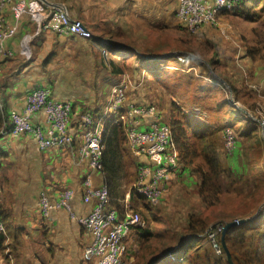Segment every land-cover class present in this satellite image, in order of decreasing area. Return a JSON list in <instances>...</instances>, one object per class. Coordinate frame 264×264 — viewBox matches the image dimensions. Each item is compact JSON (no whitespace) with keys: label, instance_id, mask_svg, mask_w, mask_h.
Instances as JSON below:
<instances>
[{"label":"crops","instance_id":"0c3cea01","mask_svg":"<svg viewBox=\"0 0 264 264\" xmlns=\"http://www.w3.org/2000/svg\"><path fill=\"white\" fill-rule=\"evenodd\" d=\"M49 2L65 5L70 15L82 20L92 31L93 36L91 38L77 35L61 36L53 31L41 29L39 24L27 15L16 18L7 8L5 12L7 20L10 23H18L19 29L7 40L5 51L0 54V108L2 105L7 110H22L32 90L39 86H50L56 98L70 100L73 103L71 131L76 137L75 149L63 146L42 150L31 134L15 135L10 132L2 134V127L0 128V170L5 166L13 171L11 177L8 176L9 171L7 172L9 179L2 176L7 182L2 183L6 192L4 209L7 240L5 251L0 252V264H96L84 258V251L92 241V235L77 217L72 216L64 207L53 209L48 216H44L39 204V196L43 190H46L55 201L64 188L70 187L75 190L72 206L77 216H86L94 207V202L88 203L84 200V179L91 176L94 183L100 184L103 181L102 174L92 170L86 160L76 163L73 154L83 141L82 114L86 110H93L96 116L101 117L106 102L113 95L114 86L127 77L133 80L127 88L129 99L141 105L155 103L162 113V120L165 121L166 117L173 114L174 104L183 105L182 98H176L177 93L181 91V85L179 83L172 85L170 79L173 73L164 72L165 67H162L165 65L162 60L169 55L152 54L139 49V18L152 27L159 23L160 19L166 20L171 10L165 0H49ZM176 2L174 14L178 18L180 0ZM245 10L243 5L233 12L220 13V26L230 25V28L239 29L242 34L246 26L255 27V24H251L254 21L249 19ZM180 23L187 27L184 22ZM240 33L238 42L225 44L226 40L221 38L224 45L230 46L222 48V53L219 51L220 55L215 58L218 62L224 60V67L230 69L231 74L221 72L219 66L215 67V71L222 77H225L224 75L232 77L237 86L241 81L245 83L251 76L253 79L251 94L247 95L244 91L242 95H238L236 87L232 86L238 103L249 108L264 99V92L262 96L260 93L264 86V49L253 48L251 44L255 45V38H244ZM231 48L234 50L231 51ZM139 54L140 58L157 62L153 65V71H149L152 75L143 74L148 70L142 65ZM152 55L162 57L158 60L148 58ZM179 56L176 57L178 61L176 63L180 64L192 58L190 55ZM191 66L194 65L190 64L189 70L196 69L195 66ZM167 67L170 69L173 66ZM126 70L130 71L131 75ZM162 70L164 81L160 80ZM210 74L214 76L212 72ZM257 84L261 85L260 89H256ZM188 91L195 92L196 87H188ZM34 121L45 123V112L36 113ZM103 121L106 130L108 123L113 122V119L107 114ZM152 122L151 116H145L143 127H148ZM120 144L119 162L116 160L115 163L120 169L118 171L110 169L112 203L121 214H124L126 206L145 213L155 205H148L143 198L132 192V185L127 178L128 163L131 159L135 167L138 160L131 154L127 139L120 140ZM236 153H240L238 149ZM236 153L235 156L228 158V162L233 163L234 167L237 163ZM144 159L153 165L158 161L149 157ZM182 168L179 161L178 166L173 168L169 188L176 179L173 178L180 175H185L189 184L199 187L201 183L199 175ZM138 200L143 201L139 203ZM152 232V236L144 237L139 228L135 227L130 234L127 253L130 264L138 254L139 259H146L148 240L161 237L159 231ZM158 243L152 246L157 247ZM172 251L174 250L171 249L167 254H171ZM154 260L155 257L147 264H155ZM159 260L162 262L164 258ZM161 262L159 263L162 264Z\"/></svg>","mask_w":264,"mask_h":264},{"label":"built area","instance_id":"2783aa9c","mask_svg":"<svg viewBox=\"0 0 264 264\" xmlns=\"http://www.w3.org/2000/svg\"><path fill=\"white\" fill-rule=\"evenodd\" d=\"M243 1L213 0L211 3L208 0H180L177 16L194 32L201 26L220 27V13L236 10ZM7 8L16 18L27 15L35 20L41 29L53 31L61 36H93L82 20L70 15L65 5L52 4L49 0H0V54L5 51L7 40L19 29L18 23H10L7 20ZM221 29L223 32L227 30ZM132 82L133 80L127 77L114 86L113 95L106 102L101 117L96 116L93 110H86L82 114L83 141L73 154L76 163L86 160L92 170L101 172L103 179L100 184L94 183L91 176L84 179L83 197L85 202H94L92 210L86 216H77L72 206L75 190L70 187L64 188L55 201L46 190L39 196L40 209L44 216H48L53 209L64 207L91 233L92 241L84 251V258L96 264H130L127 257L128 238L135 227L143 225L140 212L126 206L124 214H121L112 203L104 166L103 117L110 114L114 123L124 127L130 152L138 160V178L131 190L151 204L156 205L162 201L169 188L173 168L178 166L180 161L179 152L172 146L171 125L162 120L159 107L155 103L141 105L129 99L127 88ZM260 87L257 86L256 89ZM257 103L261 107L260 123L264 126V99ZM0 110L5 121L2 134H31L42 150L63 146L75 149L76 137L71 131L73 103L56 98L50 86H39L32 90L22 110H7L2 105ZM40 111L45 112V123L34 121L35 114ZM147 115L151 116L153 122L144 128L143 120ZM222 134L224 149L231 158L239 148L240 137L230 124L224 127ZM144 157L155 158L158 160L157 164L147 162ZM2 203L0 188V233H7ZM223 228L224 225L219 224L209 230V237L218 254H224V247L219 239ZM171 254L173 255V252Z\"/></svg>","mask_w":264,"mask_h":264},{"label":"rangeland","instance_id":"374dc122","mask_svg":"<svg viewBox=\"0 0 264 264\" xmlns=\"http://www.w3.org/2000/svg\"><path fill=\"white\" fill-rule=\"evenodd\" d=\"M165 2L167 3L166 5H168L169 10H171L166 20L160 19L159 23H155L152 27L150 25L148 26L143 19L139 18V49L148 53H162L169 55V57H165L162 60L165 63V65H163L162 67H165L164 72L173 73L170 79L172 85L180 82H182V84L184 85L185 81L189 80V77H186V74H194L196 76H199L200 80H202V75L206 79H210L211 77L209 75L211 71L209 69L210 65L208 64L209 60L215 58L216 55L219 54L218 52L222 50V48H228L230 46V44H227V46L224 45V40H221V38H224L226 40L225 44L228 42H238V33H240L239 29L234 30L230 27L228 28L226 26L221 25V28L227 29L225 32H223L222 29L218 26H201L197 29V31H191L188 27L185 28L180 23V19L179 21L178 18L175 17L174 6L177 7L176 0H165ZM165 12L167 13L168 10H165ZM251 24H255V27H252V25H250L249 27L246 26L244 28V34H240L244 38H255V45L253 46L251 44V46L258 48L261 46V44L264 45V30L261 28V26H263L264 28V25H262L260 22L255 21ZM234 39L236 40L232 41ZM233 50L234 49L231 48V51ZM105 52H107V50ZM179 55H190L192 58L188 60H190L192 63H189L190 61L185 60V62L181 64L176 63L178 62L176 61V57H180ZM180 59L181 58H179V60ZM205 60H207L208 62H204ZM190 64L194 65L196 69L189 70ZM224 65L225 64L223 60L219 62L217 61L215 66H219V68H221V72L226 71L231 74V70L225 69ZM166 66L173 67L168 69V67L166 68ZM129 69L132 70L131 67ZM126 72L131 75L130 71L126 70ZM146 73L148 74L149 72L146 71L143 74ZM149 74L152 75V73ZM160 76V80L164 81L163 70L161 71ZM215 78L218 80L217 83L219 84L220 88L224 93V98L226 102L230 104L216 111L217 113H219V120L217 126H219L220 119L225 116V118L222 119L221 122V132L223 133L224 127L230 124L233 125V127L237 131V134L240 137L238 148V152L240 153H236L238 156L236 155L237 157L235 158L237 161L236 169L237 171L239 170V172L242 173L241 179L237 187L235 186L229 191H227V193L222 195V198L214 205L208 206L203 201L201 194L199 193V187L197 185L189 184L188 178L185 175H180L178 177L175 176L173 178V180L176 178L175 181L172 183L170 188H168L162 201L153 206L151 210L149 208V211L145 213L140 212L142 215L143 225L148 226L147 228H150L151 230H156V232L159 231V234L161 236L160 238L149 239L146 246L156 245L159 242L156 248H163L164 250H166V252H164L160 257H155V264H160L159 262L161 261L159 259H161L162 257L164 258V260H162L161 262L162 264H173V255L167 254V251L169 253L171 249L174 250L179 245L180 238L178 240V235L181 236V232L186 229L191 215L204 216L210 220V226L207 231L209 242L207 238H205L202 243L208 249V255H203L201 257V264H215V260L221 261V255L225 254L226 256L225 250L224 254H218L217 251H213V249L215 250V248L214 244L212 243L209 237V230L213 227H217L219 224L224 225L226 221L241 218V216H256L264 206V154L261 158V161L255 159L246 160V158L244 157L241 145L243 141H245L246 143L247 139L245 137H242L241 131L247 128V125L244 123L245 121H247L246 116L248 114L245 116L243 113H240L239 110L235 108L237 106L235 103L238 102V98L235 95L234 90L233 95L234 97H236V100L232 99V94L229 88L225 85V83L217 77ZM223 78L226 79V77ZM227 78H229V80H226L231 84V86L236 87L238 95H242L244 91L247 95L251 94L250 88L253 89V79L251 78V76H249V78L245 80V83H243L239 79V81H241L238 85L240 89L238 88L237 84L232 80V77L230 78V76H227ZM256 78L258 77H255V79ZM195 81L196 80L192 81V86L194 87L197 85V82ZM190 84L191 80L189 85ZM257 86L261 85L257 84ZM262 87L263 89H261L260 91L261 96L264 92V86ZM190 94L195 93L190 91L187 92V88H184V90L181 88V91L177 93L176 96L177 99L182 98V104L184 108L187 109L185 110V116H187V118H192V120L194 121H202L204 118L212 119L217 117L215 111L206 109L205 107L195 106V103H190V98L188 96ZM216 100L218 99H214V101L210 102V104H214ZM186 103H188V105H184ZM255 104L256 105L252 104V106H249V108L247 109H249L250 112H252L255 116L259 118V120H261L260 117L262 114L259 115L261 107L257 102ZM170 117H166L165 121H169ZM255 122L258 123L259 127L257 134L261 139H264L262 124L257 120H255ZM251 143L252 142L249 141V144ZM256 151L257 146H255V148L252 150V153H255ZM227 157L229 158L228 155ZM8 169L11 168H7L4 166V168L0 170V188H3L2 183H7L2 178V176L6 177L8 171V176L11 177L13 174V171H10ZM8 176L7 178L9 179ZM139 197L143 198L148 205H152L150 202H147V200L143 196L139 195ZM257 197H259V199H256V202L253 203V198ZM141 201L143 200H138L139 203H141ZM260 202L262 203L260 204L259 208L256 209L254 205H257ZM254 209L256 210L253 211ZM248 213H251V215H248ZM221 236L222 233L219 234V239H221ZM211 244L213 249L211 247ZM150 251L151 249H148V256L146 257V259H139L138 254L132 260L131 264L150 263L152 261V258H154L152 257ZM178 254L179 251H176V255ZM183 264L190 263L184 262Z\"/></svg>","mask_w":264,"mask_h":264},{"label":"trees","instance_id":"16d2710c","mask_svg":"<svg viewBox=\"0 0 264 264\" xmlns=\"http://www.w3.org/2000/svg\"><path fill=\"white\" fill-rule=\"evenodd\" d=\"M243 5H245V13L249 15L250 20L260 22L264 25V0H244L236 9H240ZM261 28L264 30L263 26H261ZM255 49L263 50L264 45L261 44L260 47H256ZM217 57L218 56L216 55L215 58ZM215 58L209 60L214 67H216L215 65L217 62V59ZM139 59L148 72L153 71V65L157 62L140 58V54ZM156 68L158 69V67ZM209 76L211 77L210 79H206L202 76V80H200L199 76L186 74V77H189V80L185 81L184 85L182 82L179 84L184 90V88L191 87L193 85L192 81L196 80L195 82H197V85L195 86V94L188 95L190 103H195V106L205 107L206 109L216 112L222 107L230 104L226 102L224 93L217 83L218 80L211 76V74ZM190 80L191 84L189 85ZM214 99L218 100H216L214 104H210ZM235 108L245 116L247 115L246 112L237 106ZM173 109V114L169 118V121H167L172 128V146L179 152V159L183 167L182 169L190 170L201 178L199 193L201 194L203 201L208 206L214 205L222 198V195L227 193V191L235 186L237 187L242 174L239 170L237 171L236 167L228 162V157L224 149L221 122L225 116L220 119L219 126H217L219 120V113L217 112V117L215 118H204L202 121H194L192 118H187V116H185V110L187 109H185L183 105L174 104ZM246 117L247 121H245L244 124L247 125V128L241 131L242 137L247 139L246 143L243 141L241 145L244 157L246 160L255 159L261 161L264 154V139H261L257 134L259 128L258 123L249 115ZM4 123L3 114L0 110V128L4 126ZM108 124L109 125L106 127L104 133V166L107 182L110 187V169L116 171L120 169V166H115V163L116 160L118 161V156L121 154L120 140L127 139V136L122 125L114 122H109ZM249 141L253 144L255 143L254 147L252 143L249 144ZM255 146H257V151L252 153ZM112 163L113 165H111ZM128 167V182L133 185L138 178V165L133 167V162L130 159ZM106 168L109 173H107ZM1 190L3 200L2 213L4 220H6L4 209L6 192L4 186ZM256 199H259V197L253 198L252 202L255 203ZM262 202L254 205L256 209L259 208ZM248 215H251V213H248ZM241 218L243 217L241 216ZM209 221L210 220L204 216H190L186 229L181 232V236L178 235V240L180 238V242L173 251V264H183L184 262L201 264V257L203 255H208V249L202 243L205 238H207L209 242L207 232L210 226ZM147 227L148 226L146 225H139L136 228H139V231L144 237L152 236V230ZM6 240L7 233H0V252L5 251ZM226 240L236 264H264V206L250 221L229 229L226 234ZM147 247L148 249H151L150 252L152 257H160L166 252L163 248H156L152 245H148ZM176 251H179L178 255H176ZM213 251L215 252L214 249ZM220 259L221 261L215 260L214 263L231 264L225 254L221 255Z\"/></svg>","mask_w":264,"mask_h":264},{"label":"water","instance_id":"95a60500","mask_svg":"<svg viewBox=\"0 0 264 264\" xmlns=\"http://www.w3.org/2000/svg\"><path fill=\"white\" fill-rule=\"evenodd\" d=\"M162 56H148V58H152V59H160ZM205 62H208L207 60H205ZM208 64L210 65V71L212 72V74H214V76H216L218 79H220L222 82L225 83V85L229 88L231 94H232V99L233 100H236L234 95H233V88L231 86V84L226 80L224 79L222 76H220L216 71H215V68L211 65V63L208 62ZM241 110H243L244 112H246L251 118L257 120L258 122H260L259 118L257 116H255L252 112L249 111V109H247L246 107L242 106L241 104H239L238 102L235 103ZM263 126V125H262ZM263 129V132H264V126L262 127ZM255 216H250V217H243V218H240L239 220L238 219H235V220H231V221H226L225 224H224V228H223V231H222V236H221V239H222V244H223V247H224V250L226 252V256H227V259L229 260V262L231 264H236L234 262V259H233V255H232V252L227 244V240H226V234L227 232L229 231V229H231L232 227L236 226V225H239V224H242V223H246L248 221H250L251 219H253Z\"/></svg>","mask_w":264,"mask_h":264}]
</instances>
